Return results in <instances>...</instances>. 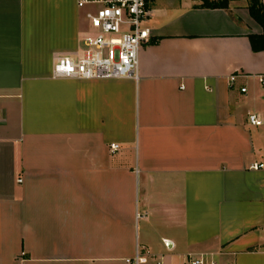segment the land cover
<instances>
[{"label":"crops","instance_id":"obj_1","mask_svg":"<svg viewBox=\"0 0 264 264\" xmlns=\"http://www.w3.org/2000/svg\"><path fill=\"white\" fill-rule=\"evenodd\" d=\"M77 2L0 0V264H264L249 1L147 0L138 79L56 80L91 34Z\"/></svg>","mask_w":264,"mask_h":264},{"label":"built area","instance_id":"obj_2","mask_svg":"<svg viewBox=\"0 0 264 264\" xmlns=\"http://www.w3.org/2000/svg\"><path fill=\"white\" fill-rule=\"evenodd\" d=\"M77 4L79 8H90L87 19L91 34L87 36L86 49L80 56L56 59L53 79H138L140 52L150 39L147 0H78ZM235 79L236 76L230 78L231 84ZM249 122L256 127L263 125L256 115H250ZM119 149L118 145L111 146L112 153ZM262 168L264 165L253 167L255 170ZM126 263L164 264V261L138 249L136 255L127 259ZM189 264L204 262L197 260Z\"/></svg>","mask_w":264,"mask_h":264},{"label":"trees","instance_id":"obj_3","mask_svg":"<svg viewBox=\"0 0 264 264\" xmlns=\"http://www.w3.org/2000/svg\"><path fill=\"white\" fill-rule=\"evenodd\" d=\"M202 7L206 9H228L229 3L236 0H199ZM249 12L252 18L262 27L264 31V5L261 0H248ZM254 52L264 51V33L261 36H249Z\"/></svg>","mask_w":264,"mask_h":264}]
</instances>
